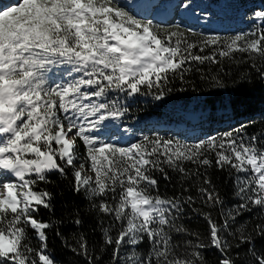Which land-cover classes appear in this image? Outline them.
I'll list each match as a JSON object with an SVG mask.
<instances>
[{
  "label": "snow or ice",
  "instance_id": "1",
  "mask_svg": "<svg viewBox=\"0 0 264 264\" xmlns=\"http://www.w3.org/2000/svg\"><path fill=\"white\" fill-rule=\"evenodd\" d=\"M253 20L260 24L251 33L224 39L179 24L161 31L117 0H0V264H56L48 251L55 225L39 216L42 208L55 212L54 194L39 188L53 173L71 174L70 189L88 202L111 264H210L213 249L216 264H237L243 245L244 264H264V133L245 139L227 132L194 143L143 135L128 146L99 136L126 113L110 93L155 88L161 100L172 78L183 81L200 71L193 65L236 60V53L264 80V10ZM54 65H71L79 77L50 84ZM212 167L233 185L236 203L226 211ZM170 172L181 191L162 197L155 174L170 181ZM203 208L218 210L219 219ZM186 209L206 221L207 242L177 223ZM245 213L259 222L238 225ZM72 223L83 226L79 209ZM62 243L85 264H102L82 232Z\"/></svg>",
  "mask_w": 264,
  "mask_h": 264
},
{
  "label": "trees",
  "instance_id": "2",
  "mask_svg": "<svg viewBox=\"0 0 264 264\" xmlns=\"http://www.w3.org/2000/svg\"><path fill=\"white\" fill-rule=\"evenodd\" d=\"M144 1L147 3L145 7H130L119 0L117 3L137 18L151 20L161 31L171 30L179 24L182 31L191 28L205 37L218 35L224 39L238 33H251L260 24L253 20L254 11L264 10V0H191V7L188 9L183 7V3L188 0ZM178 4L181 6L177 7ZM164 12L169 13L168 16L164 20L159 19L158 14ZM235 56L238 59H224L218 65H193V69L199 67L200 71L187 72L183 81L178 77L172 78L165 86V95L161 100L154 98L153 93L159 91L155 88L150 91L142 89L140 94L133 97L124 93H110L109 99L116 100L119 107L126 109V113L120 119L106 122L99 136L104 141L120 146L137 142L143 135L188 143L208 136H221L227 132L244 136L245 139L253 135L261 136L264 133V80L250 67V62H243L244 54L236 53ZM47 75L50 84L64 83L79 77L78 73L72 71L71 65L51 66ZM212 76H217L223 87L216 86ZM169 88L171 91H167ZM207 171L225 201L224 210L234 207L236 198L233 196V185L228 173L215 167ZM169 174L173 177L170 181H165L159 173L155 174L162 197H172L181 191L176 173ZM49 180L50 182L40 184L39 188H46L54 194L55 212L52 214L42 208L39 216L44 220L50 219L55 225V230L48 231V251L54 256L56 264H85L83 257L74 255L62 243L65 240L71 242L77 231L88 237L90 251L94 250L95 255L103 256L102 264H111V250L109 249L108 254L101 253L99 229L95 228V219L88 215V202L70 189L71 174L64 177L53 173ZM190 194H195V188H192ZM194 207L201 208L199 201ZM75 209H79V215L84 218V224L79 229L72 223ZM203 211H211L213 218L219 219L218 210L203 208ZM257 222L255 213H245L238 218L237 224L247 223L251 228ZM177 223L184 224L190 232L199 233L201 239L207 242L206 221L190 209H186V214ZM56 231L63 235L57 236ZM186 238L178 237V241L182 242ZM231 242L236 243L234 239ZM259 246L258 241L256 247ZM247 247L243 245L239 250L240 259L237 264H244L248 259ZM206 255L210 264H216L218 253L214 249L209 250Z\"/></svg>",
  "mask_w": 264,
  "mask_h": 264
},
{
  "label": "rangeland",
  "instance_id": "3",
  "mask_svg": "<svg viewBox=\"0 0 264 264\" xmlns=\"http://www.w3.org/2000/svg\"><path fill=\"white\" fill-rule=\"evenodd\" d=\"M12 0H8V2L7 3H9V2H11ZM119 1H124L126 4H128L130 7L133 5V6H137V7H139L140 5H143V6H141V7H145L146 5H147V3H145V1L144 0H119ZM2 3L3 4H6L5 2H3V0H2ZM134 96V95H133ZM133 96H131V97H133ZM190 116H192V115H190ZM90 174V173H89Z\"/></svg>",
  "mask_w": 264,
  "mask_h": 264
}]
</instances>
